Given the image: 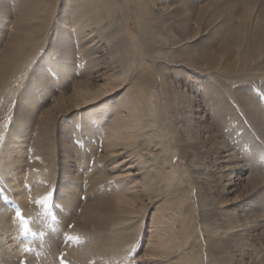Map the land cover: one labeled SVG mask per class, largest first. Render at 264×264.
<instances>
[{
	"label": "bare ground",
	"instance_id": "bare-ground-1",
	"mask_svg": "<svg viewBox=\"0 0 264 264\" xmlns=\"http://www.w3.org/2000/svg\"><path fill=\"white\" fill-rule=\"evenodd\" d=\"M119 1L0 0V102L9 84L18 80L17 77L34 58L41 56L40 65L30 72L29 84L21 95L27 109L18 113L19 125L16 124L12 130L11 135L16 142L12 141L10 149L7 146L3 164L0 161L3 165H0V185L7 186L21 211L34 208L40 199L38 191L44 182L26 179V140L22 137L37 123H34V118H39L37 129L49 137L45 143L47 149L43 145L41 152L46 154L48 151L54 167L62 163L59 170L52 168L53 179L66 176L68 180L66 192L60 191L55 198L65 213L59 215L57 228L49 232L43 241L40 240L37 210H32L37 221L33 226L37 235L34 241H30L22 232L24 226L18 219L20 209L18 212L7 204L1 205L0 255L3 257L0 264H60L59 257L64 251V239L60 234L71 222H75L74 227L90 237L103 234V243L113 240L105 234L106 231L131 223L135 218L127 216L140 210L143 212L151 205L156 206L154 215L157 225L154 229L157 230L149 237H153L148 242L147 249L150 250L138 256L136 261H148V264L157 261L162 263L156 264H205L203 254L192 256L184 253V248L197 230L192 209L189 214H179L184 222L182 231L168 235L170 232L161 229L163 218L168 217L170 223L174 221L175 213L169 214L170 205L183 204L186 200L183 196L175 201L168 195L162 197L163 177L169 179L171 174L169 181L177 177L174 175L170 140L162 130L163 125H167L171 142L175 144L180 158L185 160L187 168L196 166L197 158L205 157L208 161L204 167L211 173H204L207 188L203 203L207 210L203 215L207 222L213 220L214 224H207L213 227L210 226L208 235H205L211 263L264 264V167L260 164L249 167L247 162L241 161L236 150L221 138L204 111L207 105L217 118L224 119L233 115L236 104L253 121L264 140V111L255 103V97L248 96L243 86L246 82H261L264 87V0H123L126 7ZM129 16L139 22L140 34L137 36L129 35ZM173 73L185 74L188 79L193 77L196 84L192 83L190 87H197L199 98L175 86L174 80H170ZM159 83L163 85L160 95ZM123 89L125 92L122 95ZM39 90L48 98H53L51 105L36 99ZM114 96L119 97L120 105L112 106ZM107 99L111 101L110 105L105 104L98 111H91L93 105L104 104L102 102ZM114 109H117L116 115L106 133L104 149L111 167L102 171L100 179L108 183V176L119 171L113 178L116 184L125 183L129 178L136 179V182L124 184H129V190L113 186L115 202H102L97 198L93 201L87 193V200L83 201L81 193L80 196L78 194L81 186L79 176L72 171L73 164L77 163V158H74L76 147L68 144L67 139L73 127L77 130L74 126L77 119H81L82 126L94 135L92 130L95 127L91 121L96 119L104 125L105 117H110ZM81 112L79 118L76 113ZM71 113L77 118L74 117L71 124L65 122L61 127L63 134L59 138L55 135L58 141L54 140L52 134L59 119ZM144 144L151 149L152 164L156 165L162 158L170 159L157 166L159 170L148 162L152 167L145 170L144 164L146 166L147 163L143 160L141 148ZM258 148L264 152V147L258 145ZM125 155L127 158L116 161L119 156ZM261 160L264 162V155ZM79 162L86 160L80 159ZM124 163H128L127 170H123ZM167 164L171 167L170 171L164 169ZM136 165H140L137 172L133 170ZM38 166L43 168L40 164ZM62 181H59L61 187L64 186ZM29 182H32L33 188L28 187ZM75 182L77 188L71 185ZM238 185L242 186L240 194L237 193ZM32 191L36 194L34 198ZM233 193L235 197L228 199ZM190 205L187 207L190 208ZM98 211L102 214L116 213L113 216L115 219L110 221L106 217L101 221ZM79 212L84 218L81 221V217L77 219L79 215L76 217ZM136 237L134 243L138 240ZM83 244L85 248L88 242ZM68 247L72 254L79 252L75 250L78 248L76 244ZM76 256L80 257L79 254Z\"/></svg>",
	"mask_w": 264,
	"mask_h": 264
},
{
	"label": "rangeland",
	"instance_id": "rangeland-1",
	"mask_svg": "<svg viewBox=\"0 0 264 264\" xmlns=\"http://www.w3.org/2000/svg\"><path fill=\"white\" fill-rule=\"evenodd\" d=\"M119 2L121 4H124V6L126 7V4L123 0H120ZM129 19H130L129 22L131 25L130 29H129V35L130 36L139 35L140 34L139 22L134 21L131 16H129ZM40 57L34 58L29 63V65L26 67L24 72L21 73L17 77L18 80H16L14 83L11 82L9 84L8 90H6L3 93L2 100L0 102V161L1 162L3 161L2 159H4V155H5L4 153L7 152V146H8V149H10V148H12L11 146H13V142L14 143L16 142V140L12 138V135H11L12 130L16 127V124L19 125V121L17 119L18 113L19 112L22 113V110L26 106L24 99H21L22 98L21 95L23 92L26 91L27 85L29 84V81H30L29 75H32L31 74L32 70H34L35 67L40 65L39 64V58ZM193 76H194V74H193ZM171 77H170V80L171 79H172L171 81L174 80L173 84L175 86H180L182 89L187 90V92L190 93L191 95L192 94L197 95L196 98H199V96H198L199 94L196 93L197 87H195L193 89H191L192 87H190V85L192 86L193 84H196V80L193 79V77H192V79L191 78L188 79L187 75L179 74V73H173V74H171ZM243 86H244L245 90L247 91L248 96H250V98L255 97L256 101L254 100V98H252V100L255 101V103L258 105V107H262V111H264V87H263V83H261V82H255V83L248 82L247 83L246 82V83H243ZM158 89H159V95H160V93L163 92V85L161 83L158 84ZM124 92H125V89H123V91H121V94L123 95ZM38 94H40V95H38ZM38 94L35 95L36 99L42 100L43 104L51 105L53 103V98H48L45 94H42L41 90H39ZM122 95H120L119 97H121ZM119 97H115V96L113 97L114 103L112 104V106L120 105L121 101H119ZM108 100L109 99L104 100V102H102L104 104L97 103V105H93V106L91 105L92 106L90 108L91 111H94V109H96V111H98L99 107L102 108L105 104L110 105L111 101L110 100L108 101ZM234 106H235L236 110L232 113L233 115L226 116L227 118L225 117L224 119L223 118H217L213 114V112L210 110V108H208L207 105H205L204 111H205L209 121L211 122V124L216 129V131L219 134H221L220 135L221 138L223 140H225L231 148L236 150L235 152L237 153L238 157L241 158L240 159L241 161H243L245 163L247 162L246 164L249 167L254 165V164L255 165L260 164V166L264 167L263 160L259 161L261 159V156L264 155V152H262L258 148V145H259V147H264L263 146L264 140L261 138V136L258 132V129H256L257 128L256 125L247 116V114L236 104H234ZM25 109H27V108H25ZM25 109L23 110V113H24ZM259 109L261 110V108H259ZM115 110H117V109H114L111 112L110 117L109 116L105 117L104 125L99 124L98 120H96V119H93L94 121H91V123L95 127L92 130L95 137H94V135L90 134L91 131H87L85 129V127L82 126L81 119H80V121L77 119L76 122L74 123L75 124L74 126L77 128V130L75 131V129L73 127V129L70 133L69 139H67L68 144L72 143L76 147V152L74 153V158L75 159L77 158L76 161L79 165L75 162L73 164L72 171H73L74 175L79 176L78 181H80L81 186H80L78 194L80 196V193H81L83 201L87 200V196H88L87 194H89L93 201H95V199L97 198L99 201L101 200L102 202H105V201L115 202L114 198H113L116 195V191H114V188L116 187L115 185H117V186L119 185V186H121V188H126V190H129V184L127 186L124 184H126V182L127 183H135L136 182V179L129 178L128 180H125V183L121 179L123 181V183L116 184V182L114 181L113 178H114V176L119 174V171H116V173H114L113 176H110V175L108 176V178L110 179V181H108V183L101 182V179H100L101 174L104 173L102 171L104 169L108 170L109 167H111L108 164V163H110V160L108 158V155H106L104 153V149H105L106 136L108 135L106 133L109 129V126L112 124L114 116L116 115ZM82 111L84 112V110H82ZM83 112H81L80 114L76 113V115H78L80 118V116L82 115ZM73 114L74 113H71V115L70 114L65 115L64 117H61L59 119V122L57 124L58 125L57 129H55L56 131L53 132V134H52L54 136V140L58 141V139H56V138L57 137L59 138L60 135L63 134L61 127L65 122H68L69 124L74 122V121L72 122V120L76 116L75 115L73 116ZM34 119H35L34 123L35 122H37V123H35L34 126H32L31 129L28 130L29 132L27 131L25 133L26 135L24 134L25 136H22V137H23L24 141L26 140L25 141L26 144H24V146H25L24 147L25 160L27 162L26 165L28 168L27 171L25 172L26 179H28V178L33 179L34 178L33 180H39V181L42 180L44 182V185L42 187L40 186V188H42V189H39L40 192L38 191V193H39L38 196H40V199L35 203V206H34V208L36 207L35 209L33 207H31L30 210H28V211H21V207L19 206L17 200L13 199V197H11V194L9 193V191L6 188L7 186L5 184L1 183V185H0V207L2 204H7L10 207H12L13 208L12 210H14V211L20 209L21 213L18 210V212H19L18 219H20V223H22V226H24L23 227L24 230L22 231L24 233V237L25 236L29 237L26 240H30V241L35 240V235H37V234H36V232H35L36 230H34L33 226L36 225V223L38 221L39 227H41V230H40L41 233L39 232L40 236H41L40 240L43 241L42 239L44 238V240H45L46 237L50 234L49 232H51L52 230L57 228V223L60 220L59 215L62 213H65V211L63 210L64 208H62V205L59 204L55 198L59 195L60 191L66 192L65 186L67 187L68 180L65 179L66 176L65 177L63 176L62 179L59 176L57 178H55V180L53 179L54 178V175H53L54 173L52 174V172H54L53 170H55V169L59 170L58 167H61L62 163L59 162L54 167V165L51 164L53 158L48 156V151L46 153L47 156L45 153H42L43 151L41 152V150L43 149V145L47 149V146H46L47 144L45 145V143H47V139L49 137H48V135H46V133L44 134V131H42L41 129H40L41 134L39 133L40 131H39V129H37V124L39 123L38 122L39 118H34ZM213 119H214V121H213ZM100 120H103V119H100ZM215 120H217V121H215ZM221 120H223V122H221ZM229 122H232V123H229ZM165 126H167V125H165ZM165 126L164 125L162 126V127H164V129H162V130H163L167 140L168 139L170 140V150H171L172 156H174L173 161H172L173 165L175 166V174L174 175H176L177 177H173L172 180L169 181V179H171V174L168 177L169 179H167V177L162 176L165 180L164 183L161 184L162 185V197H166V195H168L172 201H175L177 197L183 196L182 198H185L186 200L183 204L170 205V206H172L171 207L172 209L169 210V214L175 213L174 215H175L176 219L174 218V221H172L170 223L168 221V217L166 219L163 218V220H162L163 224L162 223L160 224L161 229H163L165 232H170L168 235H172L171 233H176L178 231H182L183 230L182 224L184 222L182 221L181 216H183L187 213L189 214V210L192 209L193 210V218H194L193 221L197 225V230H195V234L192 237V239L190 240L189 244L184 248V253H188V255L191 254L192 256H195L198 254H203L204 259H205V264H212L211 263L212 260L210 257L211 253L209 252L208 246L205 243V239H206L205 235L206 236L208 235V233H209L208 230H210V226L213 227L214 224L212 223L213 220L207 222L204 218V215H203L204 211L207 210L206 205H204V203H203V201L205 199V192L204 191L207 188L206 187V181L204 179V175H205L204 173H206V175L208 173L209 174L211 173V170L208 171L209 169L208 168L206 169L204 167V165H206V164L208 165V161H207V159H205V157H200L199 159L197 158V160H195V162H196L195 164H197L196 166L193 165V166L187 168V166L185 164V160L181 159L179 156V153L175 150L176 146L173 142H171L167 127H165ZM215 126H217V127H215ZM222 126H223V128H220ZM98 128H99V131H101V128H102V131H103V132L101 131L102 135H101V133H97V132H99ZM105 128H106V132H104ZM36 130H38V131H36ZM84 132H85V134H84ZM39 136L44 138L45 141H43L44 139H41V137L39 138ZM98 140H100V141H98ZM41 142L44 144H42ZM50 142H52V141H50ZM260 143H261V145H260ZM52 145H53V143L51 144V147H52ZM103 145H104V147H103ZM168 145H169V143H168ZM141 148H142L143 153H144L143 160H144V162L147 163L146 166L144 164L145 170L151 169L152 165L156 166V167L157 166L160 167L161 164L166 163L170 159V157L164 158L165 160H163V158H162V161L161 160L157 161L156 165L154 163L152 164V162H153L152 161L153 158L151 155L152 152H150L151 149L148 147V144H144ZM94 150H95V152H94ZM80 153H82L83 156ZM81 157H83L84 159ZM125 158H127L126 155L125 156H119L116 161H122ZM78 159L79 160L82 159L84 161L86 160V162L81 163V162H79ZM166 159H167V161H166ZM213 159L214 158H212L210 160H213ZM1 162H0V165L3 166L2 165L3 162H2V164H1ZM148 162H151L152 165H149ZM28 164H30V165L28 166ZM39 164L43 168L39 167L38 166ZM49 164H51V165H49ZM1 166H0V168H1L0 171L2 170ZM30 166H31V168H30ZM35 166L39 167V169H36ZM136 166L137 167L135 169L133 168V170L137 172V169L139 168L140 165H136ZM44 167L46 168V170L44 169ZM122 167H123V170H127L128 163L127 164L124 163L122 165ZM52 168H54V169L52 170ZM164 169L165 170L168 169L167 171H170L171 167L167 164V166L164 167ZM199 169H200V171H199ZM158 170H159V168H158ZM50 173H51V175H50ZM96 173L99 175H97ZM32 174H33V176H32ZM34 174L38 175L39 177L35 176ZM71 176L74 177L72 174H71ZM50 177H52V178H50ZM137 177L139 179V176H137ZM94 178L95 179L97 178V179L95 180ZM51 179H52V181H51ZM59 179L63 180L62 181V183H64L63 187H61V184L59 183V181H60ZM92 179H93V181H91ZM0 180H1V173H0ZM47 181H48V183H47ZM94 181H97V183L94 184ZM119 182H120V180H119ZM100 183H102V184H100ZM110 183H112V184H110ZM76 184H77V182H75V184H71V185H72V187H76L77 186ZM91 184L94 186L91 187ZM27 185L30 188L34 187L32 182H29ZM109 185H111L112 187ZM113 186H115V187H113ZM90 188H92V189H90ZM106 188L107 189L109 188V190H107ZM93 190L95 193L94 192L90 193ZM241 190H242V186L238 185L237 193L240 194ZM97 193H99V194H97ZM31 194L33 195V198H34V195H36L34 191H32ZM102 194H104V195H102ZM94 196H95V198H93ZM232 197H235L234 193H233V195L231 194L228 197V199H231ZM187 203L189 205L192 204V205H190V208L187 207V205H188ZM155 207L156 206L151 205V206H148L147 209L143 210V212L140 210L135 215L127 216V217H132L135 219L131 223H126L123 226H119L118 227L119 229L118 228L114 229L112 227L113 229L111 228L110 231H106L105 234L110 235L111 238H113V240L110 239L107 242H103V243L101 241L102 240L101 237H103V234H101L100 237H97V235L90 237V236H88V234L85 233V231H81L77 227H74L75 222L74 223L71 222L69 224V226L64 227L65 230L63 229L61 231V234H60L62 240L64 239L63 244H62V250H64V251H62L63 253H61V255L59 257L60 264H81V263L82 264H105V263H107V264H148V261L139 263L136 260H137L138 256H140V255L142 256L146 252V250H148L147 249L148 248V242L153 238V237L152 238H149V237L152 236L153 233H155L157 230V228L154 229L155 225H157L156 221H155L156 216L154 215ZM168 209H169V207H168ZM32 210L33 211L37 210V213H38L36 215L37 221H36L35 216H34L35 213ZM32 212H33V214H32ZM79 214H80V212L77 214L76 217H78ZM114 215H116V213L110 212V214H107V213L102 214V213H100V211L97 212V216L100 217L101 221H102V219L104 220L106 217H108L110 219V221H112L115 219V217H113ZM21 216H23V220L21 219ZM31 217H33V218L30 219ZM80 217L81 216L79 215V217L77 219H79ZM127 217L124 215L123 219L126 220ZM40 218H41V220H40ZM83 219L84 218L81 217L80 221ZM208 223L213 224V226L207 225ZM25 226H27V227H25ZM114 226H117V225H114ZM208 226H209V228H208ZM75 228H76V230H75ZM153 229H154V232H152ZM91 230L94 231L95 230L94 227H92ZM26 232H27V235L25 234ZM30 232H31V234L29 235ZM111 233L114 236H112ZM135 236H137L136 238L138 240L136 239L137 241L134 243V237ZM199 238L201 239V241ZM81 241L83 243L88 242V244H87V246H85V248H83L84 244ZM105 243H107V244H105ZM71 244H73V245L76 244L78 246V248L76 247L77 249H75V250H76V252H77V250L79 251L77 253L79 254L80 257L76 256V255H78L77 253H76V255L74 253L73 254L71 253V251H70L71 249H70V247H68V246H71ZM81 244H83V245H81ZM106 245H108V246H106ZM81 254H82V257H81ZM72 255H75V256H72ZM175 255H176V257L179 256L177 252L175 253ZM1 257H3V255H0V258ZM72 257H74L75 260L72 259ZM36 258H38L37 255H36ZM160 262L162 263V261H157V262H152L151 264H156V263H160Z\"/></svg>",
	"mask_w": 264,
	"mask_h": 264
},
{
	"label": "snow or ice",
	"instance_id": "snow-or-ice-1",
	"mask_svg": "<svg viewBox=\"0 0 264 264\" xmlns=\"http://www.w3.org/2000/svg\"><path fill=\"white\" fill-rule=\"evenodd\" d=\"M21 219L23 220V216H21ZM25 234L27 235V232Z\"/></svg>",
	"mask_w": 264,
	"mask_h": 264
}]
</instances>
